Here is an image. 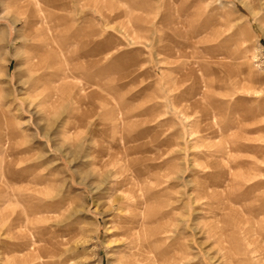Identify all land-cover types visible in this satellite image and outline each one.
<instances>
[{
	"label": "rangeland",
	"instance_id": "obj_1",
	"mask_svg": "<svg viewBox=\"0 0 264 264\" xmlns=\"http://www.w3.org/2000/svg\"><path fill=\"white\" fill-rule=\"evenodd\" d=\"M0 264H264V0H0Z\"/></svg>",
	"mask_w": 264,
	"mask_h": 264
},
{
	"label": "bare ground",
	"instance_id": "obj_2",
	"mask_svg": "<svg viewBox=\"0 0 264 264\" xmlns=\"http://www.w3.org/2000/svg\"><path fill=\"white\" fill-rule=\"evenodd\" d=\"M61 201V200H60ZM22 246V245H21ZM142 247H143V245L141 244V246L139 247V251H141V249H142ZM36 249V248H35ZM38 252L41 254V252H42V254H43V249H38ZM135 252V251H134ZM132 253V252H131ZM139 253V252H138ZM153 253V252H152ZM136 255H139V254H136ZM128 256V255H127ZM142 256H143V254H142ZM124 257V256H123ZM129 257V256H128ZM135 257V256H134ZM149 258V257H148ZM126 259V258H125ZM136 261V260H135ZM36 262V261H35ZM34 263V262H33ZM128 263V262H127ZM136 263V262H135Z\"/></svg>",
	"mask_w": 264,
	"mask_h": 264
}]
</instances>
